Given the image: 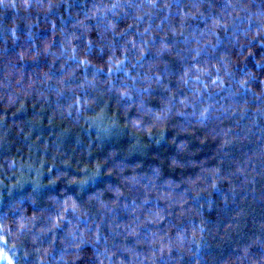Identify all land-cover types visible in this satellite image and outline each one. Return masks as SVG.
Returning <instances> with one entry per match:
<instances>
[{
  "label": "trees",
  "instance_id": "obj_1",
  "mask_svg": "<svg viewBox=\"0 0 264 264\" xmlns=\"http://www.w3.org/2000/svg\"><path fill=\"white\" fill-rule=\"evenodd\" d=\"M0 264H264V0H0Z\"/></svg>",
  "mask_w": 264,
  "mask_h": 264
}]
</instances>
